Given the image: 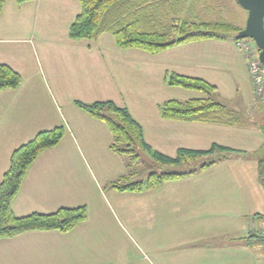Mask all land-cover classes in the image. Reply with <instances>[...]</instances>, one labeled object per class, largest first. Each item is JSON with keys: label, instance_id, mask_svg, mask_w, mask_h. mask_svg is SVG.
I'll return each instance as SVG.
<instances>
[{"label": "crops", "instance_id": "1", "mask_svg": "<svg viewBox=\"0 0 264 264\" xmlns=\"http://www.w3.org/2000/svg\"><path fill=\"white\" fill-rule=\"evenodd\" d=\"M80 10L76 0H6L0 12V64L21 78L18 88L0 92V183L16 148L41 131L64 128L60 143L27 169L12 212L22 217L87 208L86 220L69 232L0 239V264H138L133 254L126 256L127 247L119 254L118 225L126 234L138 229L140 219L164 220L159 241L144 230L137 234L150 244L153 264H264V244L254 236L264 232V190L257 161L248 155L264 141L258 125L183 122L159 113L168 100L205 98L168 86L167 73L204 80L216 88V100L240 115L252 108L263 112L253 102L242 53L233 41H195L152 55L119 49L110 33L73 40L68 30ZM75 101L126 108L146 144L167 157L212 145L234 151L187 178L139 193L118 192L107 185L127 174L125 161L110 151L106 125ZM146 158V166L152 165ZM138 176L139 168L132 180Z\"/></svg>", "mask_w": 264, "mask_h": 264}, {"label": "trees", "instance_id": "2", "mask_svg": "<svg viewBox=\"0 0 264 264\" xmlns=\"http://www.w3.org/2000/svg\"><path fill=\"white\" fill-rule=\"evenodd\" d=\"M6 0H0V12ZM18 3L26 0H16ZM80 13L69 27L68 36L73 40H95L103 33H110L119 49H139L155 55L171 47L201 40L237 41L242 28L225 21H190L180 19L187 0H76ZM253 42V41H252ZM168 86L202 92L203 99L168 100L159 106L163 119L218 124L243 125L240 113L227 108L216 100V88L204 80L167 73ZM20 75L5 64H0V92L16 89ZM74 104L90 117L106 125L111 134L109 149L125 161L127 174L107 185L118 192L139 193L160 185L187 178L226 159L233 150L212 145L205 151L180 149L174 158L152 150L145 142L142 127L126 108L112 101ZM258 125L264 136V124ZM64 136L62 126L41 131L28 142L16 148L10 155L9 167L0 183V239H9L31 231H57L66 233L87 218V208H60L49 214L31 213L16 217L11 202L20 189L29 166L45 150L57 146ZM146 153L162 166L177 167L198 158L205 162L185 172L170 170L150 172L145 180H132L137 176L141 153ZM257 161L258 181L264 190V141L260 148L248 153ZM264 218V216H263ZM264 244V235H254Z\"/></svg>", "mask_w": 264, "mask_h": 264}, {"label": "rangeland", "instance_id": "3", "mask_svg": "<svg viewBox=\"0 0 264 264\" xmlns=\"http://www.w3.org/2000/svg\"><path fill=\"white\" fill-rule=\"evenodd\" d=\"M246 17H247V12L243 8H241L235 0H187L184 3L182 14L179 16L181 20L188 19L190 21L214 22V21L222 20V21H225L226 23H230L236 26L237 28L244 27ZM253 102L257 105L264 106V103H261L260 101H258L254 96H253ZM255 111L256 109L252 108V109H249V112L252 115H250V113H246L245 114L246 116H243V114H241L240 116L241 122L245 123L244 121H248V123H255V125H259L260 123H262L261 125H263L264 124V111L261 113H255ZM239 113H242V112H239ZM247 116H250V117H247ZM147 156L148 155L146 153L142 152V157H140V165L138 167L140 176H138L137 178L142 181L145 180V178L150 172H160V171L170 170L168 168H171V171H175V172H185L205 162V158L201 157L198 159L189 160L177 167L162 166V170H160L158 168V164L154 163V160L150 157L149 158L151 159L152 165L146 166V163H144L143 161H144V158H146ZM145 160H148V159L146 158ZM263 180H264V177H263ZM184 217H187V216H184ZM166 222H167V219H165V224ZM163 224H164V220H162L161 222L156 220L155 223L149 224L146 220L140 219L139 221H137L138 229H135L131 232H126V234L124 232L125 230L122 229L118 225L119 254H121L122 251L125 250V248L127 247L126 256H129V255L131 256V254H133V259L138 264H153L151 255L146 250V246L148 244L145 245L143 243L142 237H138L137 234L139 230L140 231L144 230L143 232L144 234L149 233V235L152 237L150 238V240L159 241V239L157 238V235L160 232H162L161 228L163 227ZM148 225H150V231L147 230ZM263 228H264V223H263ZM204 229L206 228L204 227ZM262 235H264V232L262 233ZM154 245H157V243ZM148 246L150 247V244ZM208 260L209 258L204 259V262ZM263 260H264V257H263ZM200 262L202 261L200 260Z\"/></svg>", "mask_w": 264, "mask_h": 264}, {"label": "water", "instance_id": "4", "mask_svg": "<svg viewBox=\"0 0 264 264\" xmlns=\"http://www.w3.org/2000/svg\"><path fill=\"white\" fill-rule=\"evenodd\" d=\"M247 12L244 27L238 32V39H251L259 50V61L264 67V0H235Z\"/></svg>", "mask_w": 264, "mask_h": 264}, {"label": "built area", "instance_id": "5", "mask_svg": "<svg viewBox=\"0 0 264 264\" xmlns=\"http://www.w3.org/2000/svg\"><path fill=\"white\" fill-rule=\"evenodd\" d=\"M234 43L236 48L242 53L246 62L253 96L261 103H264V67L259 61V50L250 39H238Z\"/></svg>", "mask_w": 264, "mask_h": 264}]
</instances>
